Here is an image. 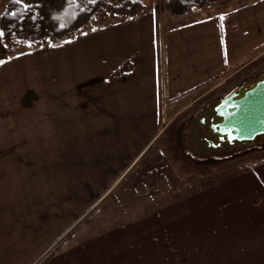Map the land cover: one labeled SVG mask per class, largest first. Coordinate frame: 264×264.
I'll return each instance as SVG.
<instances>
[{"label":"crops","instance_id":"obj_1","mask_svg":"<svg viewBox=\"0 0 264 264\" xmlns=\"http://www.w3.org/2000/svg\"><path fill=\"white\" fill-rule=\"evenodd\" d=\"M141 1L140 14L106 10L59 42L7 45L0 28V264H264V160L228 164L206 187L156 182L182 177V155L158 144L177 116L211 82H248L264 70V0L193 7L180 18L166 0ZM36 131L62 139L24 141ZM50 147L116 180L110 192L135 168L132 183L145 180L142 193L158 201L114 203L111 235L91 220L58 245L72 222L35 212L38 191L28 196L26 181L6 172L44 161L39 149L47 156ZM168 194L175 201H163Z\"/></svg>","mask_w":264,"mask_h":264},{"label":"rangeland","instance_id":"obj_2","mask_svg":"<svg viewBox=\"0 0 264 264\" xmlns=\"http://www.w3.org/2000/svg\"><path fill=\"white\" fill-rule=\"evenodd\" d=\"M7 1L9 0H0V11L1 9L4 10ZM262 61L261 69L264 67V58H262ZM263 72L264 70L262 73ZM260 74H257L254 78L245 82V85L253 83ZM236 82L237 81L229 80L221 83L219 79L211 82L212 85L209 86L211 88L210 91L202 96L200 100L186 112L177 116L171 127L162 134L160 139H158V144L165 141L168 145V149L171 151L173 150L175 155L181 154V147L177 142L175 130L178 128L177 126L181 120L185 118L184 116L189 112L190 115H195V117L200 116L199 114L205 110L203 109V104H207L211 101L217 102L221 96L226 95L234 86L241 84H236ZM62 134V131H36L23 132V137L24 141H31L32 143H42L50 141L51 139H54V142L57 143L58 140L60 141L62 139ZM247 148H250V145L243 146L242 148L237 147L236 150H233V152L229 154L225 161L221 160L220 162L214 163H196L188 155H185L186 158L180 156L176 166L177 169L180 170L178 174L182 177L162 179L156 182H160L161 185L166 184V186L170 187L181 186L183 190H187L184 188L194 186L198 188L206 187L208 174L219 172V170H222V168L228 164H238L249 159L252 161L264 160L263 147L262 149L245 151ZM52 149L55 153H48L47 156L43 155V153H41L42 150L39 149L40 155L38 158L44 161L7 164L6 172L8 173L7 178H9V180L10 178L16 177L18 178L17 181H26V185L24 186L26 190H24V192L26 191L28 196L38 191L37 208L36 204L33 205L35 212L37 209V211L39 210V215H42L48 211L49 214H53L55 218L65 217V220L69 219V223L72 222V228L62 235L63 238L58 245L64 241L65 238L67 239L68 236L77 233L80 224L91 220H96V223L102 224L101 228H103V231H100L102 237L105 238L111 235L112 228L110 224L111 221L112 223L114 222L111 220L113 215L111 207L114 203L128 202L142 204L149 201H158V196H148L142 193L144 190H147L145 180H142V182L140 181L139 184L132 183L134 180L133 177L137 172L135 168L129 172V175H126L120 180L121 182L118 185V190L110 192V187L116 180L101 176V172L98 168L90 170L94 168L93 164H81L79 162L64 160L61 153L57 152L59 150L58 147H50L47 150L51 151ZM71 158L74 159L73 157ZM47 159L49 161H47ZM17 166L20 167L19 170ZM129 186V194L119 193V190ZM11 187L13 190L14 186ZM101 197L102 199L99 201ZM172 197L173 195L168 194L163 198V201H175ZM46 256H44L41 261H44ZM119 261V264H122V261Z\"/></svg>","mask_w":264,"mask_h":264},{"label":"trees","instance_id":"obj_3","mask_svg":"<svg viewBox=\"0 0 264 264\" xmlns=\"http://www.w3.org/2000/svg\"><path fill=\"white\" fill-rule=\"evenodd\" d=\"M226 1L166 0L165 9L170 16L180 18L189 15L193 7ZM145 8L141 0H9L0 14V28L7 45L59 42L88 29L106 10L133 17Z\"/></svg>","mask_w":264,"mask_h":264},{"label":"water","instance_id":"obj_4","mask_svg":"<svg viewBox=\"0 0 264 264\" xmlns=\"http://www.w3.org/2000/svg\"><path fill=\"white\" fill-rule=\"evenodd\" d=\"M213 131L228 144H248L264 136V72L240 85L214 106Z\"/></svg>","mask_w":264,"mask_h":264},{"label":"flooded vegetation","instance_id":"obj_5","mask_svg":"<svg viewBox=\"0 0 264 264\" xmlns=\"http://www.w3.org/2000/svg\"><path fill=\"white\" fill-rule=\"evenodd\" d=\"M240 85L245 86V82ZM240 85L234 86L226 95ZM224 96H221L217 102L203 104L205 110L199 114L200 116L190 115L178 124L175 130L177 142L181 147L180 153L185 158V155H188L196 163H214L225 161L237 147L250 145L245 151L264 147V136L248 144H228L220 140L218 134L213 131V125L218 119L213 108Z\"/></svg>","mask_w":264,"mask_h":264},{"label":"snow or ice","instance_id":"obj_6","mask_svg":"<svg viewBox=\"0 0 264 264\" xmlns=\"http://www.w3.org/2000/svg\"><path fill=\"white\" fill-rule=\"evenodd\" d=\"M0 34H2V33H0Z\"/></svg>","mask_w":264,"mask_h":264}]
</instances>
